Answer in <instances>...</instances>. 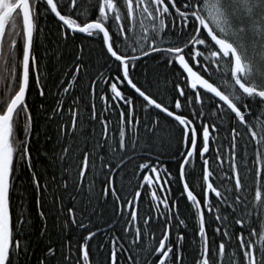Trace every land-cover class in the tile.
Returning a JSON list of instances; mask_svg holds the SVG:
<instances>
[{"label": "snow or ice", "instance_id": "obj_1", "mask_svg": "<svg viewBox=\"0 0 264 264\" xmlns=\"http://www.w3.org/2000/svg\"><path fill=\"white\" fill-rule=\"evenodd\" d=\"M49 17L64 42L76 33L99 40L107 72L89 80L90 103L75 95L81 41L72 70L53 82L51 116L74 143L61 148L59 175L46 179L30 155L27 96L33 87L45 95L35 45ZM151 57L172 80L139 78L138 62ZM0 85V264H30L34 223L26 201L15 200L24 171L41 235L50 214L68 233L37 264H264V0H0ZM69 154L75 176L63 165ZM161 156L176 162L174 172ZM181 199L198 237L190 250Z\"/></svg>", "mask_w": 264, "mask_h": 264}, {"label": "trees", "instance_id": "obj_2", "mask_svg": "<svg viewBox=\"0 0 264 264\" xmlns=\"http://www.w3.org/2000/svg\"><path fill=\"white\" fill-rule=\"evenodd\" d=\"M88 0H78V3L86 4ZM40 25L43 28L42 33H38L36 41V55L40 63L41 76L46 82L47 87L45 88V95L40 96L39 90L33 87L29 90L27 99L30 106V112L32 114V127L30 135V155L32 162L38 172H40L46 179H51L53 174L59 175L61 171V161L59 160L61 148L67 144L69 146L73 145L74 140L72 138H65L60 135L58 125L62 122L60 115L55 117L51 116V111L56 107V102L59 96L56 93L55 87H53V82L57 80L58 77H62L65 72L71 71V66L76 62V57L79 55L78 45L81 41H84L86 47L84 48L83 55V67L85 71L81 72V79L75 86L76 96H85L86 101L90 103V97L85 93V89L88 86L90 79H95L99 77L102 73L107 72V67L104 65V55L101 52V44L99 40L88 39L86 36L77 35L75 40L64 42L58 38L56 32V24L54 20L49 17L47 19H41ZM53 53H56L54 56ZM155 58V57H153ZM168 72L167 77L165 73ZM145 74L149 78H155L157 76L161 79L172 80L173 77L165 65L159 63L158 60L149 61V59L141 60L137 64V75L141 80H143ZM4 85H0V93L3 92ZM99 95V90L97 91ZM66 99H68L66 97ZM71 102L70 100L68 101ZM101 105L97 102V110L100 111ZM81 115L84 117L85 121L90 116V113L83 108L81 104ZM68 104H65L63 120H68ZM115 120V116L112 117ZM81 125L78 121V130L76 143L82 141L83 137L79 135V129ZM83 127L91 128L92 125L85 123ZM97 132L100 131V125H95ZM110 131L112 128L110 126ZM19 135L23 137V128L21 127ZM225 145L227 140L224 141ZM165 151V148L162 147ZM72 153L79 151L78 148L72 147ZM63 165L65 167L71 166L72 174L75 176L76 164L72 158V154L64 157ZM169 171H173L177 167L175 161L170 163H164ZM132 166H129V171H131ZM20 179L18 181V188L15 192V200L19 202L22 197L25 204L26 212L31 213V219L34 223V227L29 234V239L31 241L32 255L30 257V264H37V258L42 255L45 251L46 245H51L53 242L59 246L62 237L68 235L67 230L62 231L63 217L59 220L54 215L49 216L47 221L48 231L45 235H41L39 232V227L41 222L37 215V209L35 206V192L29 183V175L27 171L18 173ZM87 182V181H86ZM99 187V185L97 186ZM172 195L174 198L180 197V191L182 185L173 183ZM71 188H69V192ZM68 193H65L67 197ZM148 197L145 195L144 200L146 201ZM148 207L147 203H142V210H146ZM45 210L51 213L52 202L47 200L45 202ZM179 210L181 212V218L185 219L186 228L181 227V230L185 232V239L183 241L185 249L190 250L194 246V242L198 243V237H195V221L189 215L187 203L181 199ZM106 218V217H104ZM211 225L210 227H214ZM209 227V228H210ZM72 231H76L75 228ZM175 231L173 232L174 237ZM172 237V238H173ZM95 247V245H93ZM102 254L98 256V259H102Z\"/></svg>", "mask_w": 264, "mask_h": 264}, {"label": "bare ground", "instance_id": "obj_3", "mask_svg": "<svg viewBox=\"0 0 264 264\" xmlns=\"http://www.w3.org/2000/svg\"><path fill=\"white\" fill-rule=\"evenodd\" d=\"M77 35H83V36H86L85 34H80V33H76V34H75V36H77ZM146 59H149V61H153V60H156V61H157V60H158V58H156V57H155V58L151 57V58H146ZM146 59H142V60H146ZM156 151L162 152V151H164V150H163L162 146H157V147H156ZM160 159H161V161L163 162V164H164V163L174 162V160L170 159V158L167 157V156H161ZM175 163H176V162H175ZM175 169H176V167H175ZM175 169H174V170H175ZM211 228H212V227L209 228V235L212 234V233H211ZM183 231H184V230H183ZM184 232H186V231H184ZM172 237H173V236H172ZM174 238H175V234H174L173 239H174Z\"/></svg>", "mask_w": 264, "mask_h": 264}]
</instances>
